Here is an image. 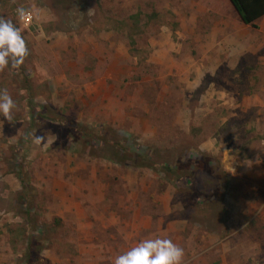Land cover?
I'll return each mask as SVG.
<instances>
[{
  "label": "rangeland",
  "instance_id": "374dc122",
  "mask_svg": "<svg viewBox=\"0 0 264 264\" xmlns=\"http://www.w3.org/2000/svg\"><path fill=\"white\" fill-rule=\"evenodd\" d=\"M175 1L0 0L14 23L43 10L0 72L17 104L0 115V264H111L150 235L183 264H264V16Z\"/></svg>",
  "mask_w": 264,
  "mask_h": 264
},
{
  "label": "clouds",
  "instance_id": "9594fccd",
  "mask_svg": "<svg viewBox=\"0 0 264 264\" xmlns=\"http://www.w3.org/2000/svg\"><path fill=\"white\" fill-rule=\"evenodd\" d=\"M42 13L43 10L33 3L30 8L20 6L16 9V23L0 16V72L9 67L19 69L24 64L25 59L29 56V49L23 36L22 26L32 19L39 20ZM16 108L17 104L8 89L0 88V115L3 116L4 121L9 123L12 121L13 110ZM30 139L34 145L43 149L54 142L44 135L35 133L31 135ZM211 144V140L205 142L204 145H201V150ZM184 257V249L172 239L150 235L115 255L111 259V264H183Z\"/></svg>",
  "mask_w": 264,
  "mask_h": 264
},
{
  "label": "crops",
  "instance_id": "0c3cea01",
  "mask_svg": "<svg viewBox=\"0 0 264 264\" xmlns=\"http://www.w3.org/2000/svg\"><path fill=\"white\" fill-rule=\"evenodd\" d=\"M176 1L181 3V4H187V6H185V7L181 6V8L174 7V10H176V9H181V10L184 9V10H191V11L222 10V9L228 10L229 8H231L236 12V8L232 5L230 0H176ZM201 4L206 5V6H199ZM237 15L239 16L238 13H237ZM241 33H243V31H241ZM233 204H235V206H232V208L235 212L237 210L241 209V206H242L243 210H244L243 214L245 216H251L253 213V210L255 209V207L253 205H248L247 203H243L241 200H238V202H233ZM144 223H145V226L148 227L150 224V219L145 218ZM168 227L171 229L174 227V224L170 223ZM208 239H211V244H213L214 241L216 240V237L215 238L210 237ZM208 245H209V241L206 238L203 240V245H202L201 249L212 248V245H210V246H208Z\"/></svg>",
  "mask_w": 264,
  "mask_h": 264
},
{
  "label": "trees",
  "instance_id": "16d2710c",
  "mask_svg": "<svg viewBox=\"0 0 264 264\" xmlns=\"http://www.w3.org/2000/svg\"><path fill=\"white\" fill-rule=\"evenodd\" d=\"M241 21L254 27V23L264 16V0H230Z\"/></svg>",
  "mask_w": 264,
  "mask_h": 264
},
{
  "label": "built area",
  "instance_id": "2783aa9c",
  "mask_svg": "<svg viewBox=\"0 0 264 264\" xmlns=\"http://www.w3.org/2000/svg\"><path fill=\"white\" fill-rule=\"evenodd\" d=\"M32 22H33V19L29 23H26L25 25H23V27L28 28L29 26L32 25Z\"/></svg>",
  "mask_w": 264,
  "mask_h": 264
}]
</instances>
